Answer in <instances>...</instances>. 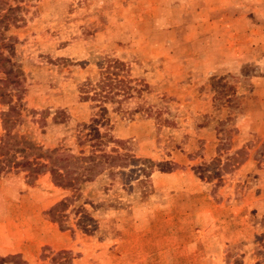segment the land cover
I'll return each instance as SVG.
<instances>
[{
    "label": "rangeland",
    "instance_id": "rangeland-1",
    "mask_svg": "<svg viewBox=\"0 0 264 264\" xmlns=\"http://www.w3.org/2000/svg\"><path fill=\"white\" fill-rule=\"evenodd\" d=\"M4 2L17 6L4 30L21 71L12 131L41 151L74 154L105 133L112 141L96 149L127 156L113 179L101 172L76 192L9 164L0 172V255L105 264L117 239L145 231L158 192L176 188L159 175L187 172L210 195L212 234L224 240L214 264L264 263V0ZM109 58L123 62L128 88L101 110L80 88ZM63 197L71 200L61 228L47 210Z\"/></svg>",
    "mask_w": 264,
    "mask_h": 264
},
{
    "label": "trees",
    "instance_id": "trees-1",
    "mask_svg": "<svg viewBox=\"0 0 264 264\" xmlns=\"http://www.w3.org/2000/svg\"><path fill=\"white\" fill-rule=\"evenodd\" d=\"M4 3V0H0V69L3 73V77L0 78V103L5 105V109L0 113L3 128V134L0 138V172L5 171L9 164L12 165L10 167H22L28 176L46 171L54 186L73 189V192H76L79 183L89 181L101 172H106L108 177L113 179L117 167L123 165L122 161L127 155L118 153L116 150L105 152L103 149H96L100 147L101 142L112 141L103 139L106 136L105 133L98 135L89 143L88 153L79 151V153L74 154L60 147L41 151L40 147L25 135L12 131L15 121L20 116L21 102L18 86L21 71L17 66H14V62L10 58L12 44L9 42L8 36L4 34V30L7 28V20L12 17L11 12L17 6L7 4L6 7H3ZM4 50L7 52L6 54L3 53ZM122 67V61L113 58L106 59L104 67L99 72L98 80L92 85H88V88L87 86L80 88L83 92L82 98H98L99 109L104 110L102 105L104 100L113 99L114 94L119 91L125 92L128 88L126 81L119 77V71ZM89 88H91L90 94L88 93ZM13 96L16 97L15 101H12ZM60 112H55L52 118L56 119V114H60ZM115 142L120 143L119 140H115ZM70 200L71 197H63L47 210L50 219L61 228H63L61 225L62 213ZM260 246L264 250V236ZM60 254L61 251L55 252L50 257L51 261L54 263ZM0 264L26 263L19 258L17 253H14L0 255ZM59 264H65V262L62 261Z\"/></svg>",
    "mask_w": 264,
    "mask_h": 264
},
{
    "label": "crops",
    "instance_id": "crops-1",
    "mask_svg": "<svg viewBox=\"0 0 264 264\" xmlns=\"http://www.w3.org/2000/svg\"><path fill=\"white\" fill-rule=\"evenodd\" d=\"M159 178L175 182L176 188L160 190L161 196L152 202L155 208H151L147 218L150 224L145 231L134 230L133 236L117 239L108 257L101 261L105 264H214L220 256L214 247H222L224 240L212 234L213 222L208 211L212 204L207 199L210 195L201 190L200 181L192 173L161 174ZM127 244L131 248L122 250Z\"/></svg>",
    "mask_w": 264,
    "mask_h": 264
}]
</instances>
